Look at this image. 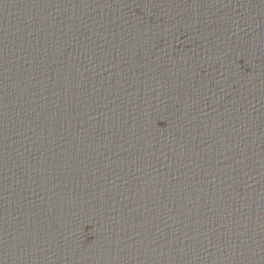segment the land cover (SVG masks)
I'll use <instances>...</instances> for the list:
<instances>
[{
	"label": "water",
	"instance_id": "95a60500",
	"mask_svg": "<svg viewBox=\"0 0 264 264\" xmlns=\"http://www.w3.org/2000/svg\"><path fill=\"white\" fill-rule=\"evenodd\" d=\"M0 264H264V0H0Z\"/></svg>",
	"mask_w": 264,
	"mask_h": 264
}]
</instances>
